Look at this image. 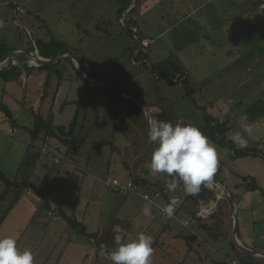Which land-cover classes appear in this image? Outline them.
<instances>
[{"label": "rangeland", "instance_id": "374dc122", "mask_svg": "<svg viewBox=\"0 0 264 264\" xmlns=\"http://www.w3.org/2000/svg\"><path fill=\"white\" fill-rule=\"evenodd\" d=\"M27 1L12 0L13 4L28 10L29 13H25L22 8L25 14L21 16H13L12 11L6 7L0 8V40H7L6 44L12 51L21 46L33 49L38 41L45 45L52 40L63 41L69 47H75L77 42L82 56L84 59L86 57L85 72L93 67L95 75L102 80L99 82L117 85V89L124 94L136 96L134 98L149 106L156 105V108L163 109L165 118L175 117V121L183 119L185 123L197 126L204 134L206 117L215 121L220 116L227 117L222 135L232 144L230 137L235 131L241 130V117L264 114V104L258 102L264 97V57L259 63L253 64L254 50L248 37L241 40L243 46L240 49L230 44L222 52L221 44L231 38L222 29V22L227 17L223 21L217 20L207 30L206 36L210 31L214 34L207 37L205 46L201 47L198 43L201 44L205 30L203 25L200 28L197 21L200 12L190 15L186 20L182 19L179 21L180 25H176L179 16L185 15L178 13L175 17L169 11L170 7L177 9L178 2L186 0H138L133 5L137 4L135 13L127 14L132 6L120 18L117 15L122 4L120 0ZM252 1L257 3L259 0ZM1 2L5 0H0ZM188 10L190 9L180 7L179 12L186 14ZM64 15L66 16L63 20ZM124 18L134 19V27L139 30L137 38L126 34ZM74 20L81 24V29H76ZM225 22L227 25L235 23ZM249 28L250 26L246 29L247 33ZM134 30L136 29L133 32ZM180 31L190 33L185 44L177 39ZM253 33L260 36L264 34V28L259 27ZM144 38L151 41L150 48H144L139 59H135L134 54L131 59L128 49H140V41ZM258 43L264 45V38ZM146 53L148 63L144 61ZM237 55L242 58V65H228V62H235ZM19 58L25 57L19 55ZM28 61L31 63V60ZM71 67L70 60L67 59L55 68L61 71L62 89L57 94L53 108V91L58 82L56 75L51 76L50 88L46 92L45 100L40 103L41 90L47 75L45 71L25 69L26 84L19 80L20 76L16 78L13 71L0 72V173L4 171L12 180L15 178L16 173L12 172L18 147L14 142L25 137L27 139L25 126L33 119L24 108H35L43 118H46L52 108V113H60L57 122L63 126L71 121L73 110L79 108V125L83 126L81 133L86 136V144L77 148L71 159H66V148L63 146L64 153L53 151L54 146L44 147L49 151L39 159L45 162L44 168H48L50 172L51 184L41 181L40 187L46 188L49 208L41 207L40 201L27 200L29 206L26 213L18 210V214L13 212L5 218L0 237L12 236L21 251L30 249L35 256V264H55L57 261L58 264H112L109 257L96 251V243L100 240L113 251L116 248V233L112 229L114 225H119L129 239H134L141 233L151 236L154 248L152 264H230L235 257L232 251L236 252L232 243L227 245L213 240L208 232L200 229L196 219L189 226H185L184 223L189 222L192 216L182 208V201L190 195L182 186L175 192H170L178 196L181 202L175 217L169 223L158 217V207L163 204L161 199L152 200L150 216L142 214L147 202L140 192L150 194L154 186L138 185L134 190L124 192H116L106 186L105 182L112 180H117L122 185L132 182L130 174L136 175L133 173L144 162L146 168L143 167L139 173L141 178H157L164 183L167 176L154 174L148 167L156 144L148 142L144 111L141 109L134 112L130 104L117 96L106 95L103 93L106 86L82 89V78L79 73L74 74ZM161 74L169 77L181 75V79L186 77V87L191 88L192 92L187 95L186 88L170 84L165 78L158 79L156 75ZM251 94L255 96L249 100ZM78 100H81L80 103ZM66 101L67 104L64 105ZM23 103L26 105L24 108ZM67 105L75 108H68L61 113V109ZM6 106L14 113L17 106L22 111L18 117L17 134L12 133L13 126L7 122L1 111ZM153 112L155 116V111ZM101 141H112L116 150L112 151L110 146L101 144ZM31 143L35 148L42 147L40 141L30 140ZM212 143L218 152V171L214 177L227 184H251L250 172H253L259 160L264 163V153H260L257 156L259 160H255L252 156H235L229 147ZM234 149L239 150L237 145ZM51 152L56 155L50 159L48 155ZM54 159L58 162L55 163ZM126 167H130L133 173ZM35 177H30L34 184L40 180ZM4 191L5 186L0 181V219L16 195L14 191H9L1 198ZM217 200L222 207L228 206L225 197L216 196L215 201ZM24 207L23 204L20 209ZM59 211L75 216L86 227L87 234L96 233L100 239L87 242L84 236L74 235L72 244L66 247L65 255L61 259L66 224L59 216ZM240 217L241 227L252 222L247 213H240ZM168 224L171 225L169 231L166 228ZM175 228L180 229L182 236L172 235L175 234ZM255 228H264V217L256 223ZM258 244L261 246L262 242L258 241ZM259 261L262 264V260Z\"/></svg>", "mask_w": 264, "mask_h": 264}, {"label": "crops", "instance_id": "0c3cea01", "mask_svg": "<svg viewBox=\"0 0 264 264\" xmlns=\"http://www.w3.org/2000/svg\"><path fill=\"white\" fill-rule=\"evenodd\" d=\"M5 2H9V3L13 4L12 0H5ZM5 2L0 3V8L6 7L12 11L10 6L5 5ZM263 3H264V0H259L257 3H255L252 0H201V2H198L196 0H186V1L178 2L177 9L175 7H170L169 11L175 17H177V15H179L178 13H182L183 15H185L182 17L179 16V19L176 18L177 19L176 25H180L179 21H181L182 19L186 20L187 18L190 17V15L200 12V16L198 17L197 21L200 23V28L203 25V28L205 30V34L202 37L203 43L202 42H201V44L198 43V45L201 47L205 46V43H206L205 40L207 39V37H211L214 34V32L210 31V33H208L206 36L207 30H209L210 27L215 25L217 20H218V22L223 21L222 19H225L227 17V19L224 20V22H222L223 26H224L222 29L224 31H226L228 33V37H231V38L228 42L224 41V44H221L223 47L222 52L227 47H229L230 44H232V45L236 46L238 49H240L243 46V44L241 43V40L248 37L250 40V46L254 50V56L252 57L253 58V64H257L260 61H262L261 59H262V57H264V45H261L258 43L259 40L262 39V37L264 38V34H261L259 36L257 33L255 34L253 32L256 31L259 27L264 28V9L260 8V5H262ZM180 7H185L186 9L188 8L190 10L186 11V14H185L184 12H179ZM22 8L25 10V13H29L28 10L25 9V7L22 6ZM25 13L13 15V16H21V15H24ZM12 14H13V12H12ZM65 16L66 15L62 16L63 20H64ZM225 21L235 22V23L232 25H227V24H225L226 23ZM73 23L75 24L76 29H78V30L81 29V24L78 21L74 20ZM248 26H250L249 33L246 32V29ZM134 29L137 30V33L139 32V30L137 28H134ZM189 35H190V33L188 31H180L177 35V39L180 43L185 44L186 41H188ZM191 38H194V37H189V39H191ZM209 39L210 38H208V40ZM257 39H258V42H256ZM143 40H146L149 44V46L145 49H149L151 41L149 39H145V38ZM143 40L141 39V41H143ZM235 40H237L238 42L234 43ZM0 41H4L5 43H7V40H0ZM253 41H254V43L251 44V42H253ZM78 46H79V44L76 42L75 47H73V45H71V48H75L76 54L78 56H80L82 59H84V57L82 56V53L80 52V48ZM33 49H34V52L39 55L36 47ZM139 50L140 49H137L135 51L134 56L137 54V52ZM19 51H29V49L23 48L21 46L20 48L14 49L12 51V53L19 52ZM140 51L142 53L143 50H140ZM31 52H33V51H31ZM11 54H10V56H11ZM250 55H252V51H250ZM147 56H148V53H146L144 61L148 63ZM132 58H133V56L131 57V59ZM85 59H86V57H85ZM241 59L242 58H240V56L237 55L234 63L228 62V61L227 62L229 63L228 65L236 64V67H240V65H242ZM26 61H27L26 58L20 59L19 56H17V62L14 66L15 67L19 66L21 63H24ZM179 76H181V75H178L177 77H179ZM156 77H158V75H156ZM177 77L174 76V78H177ZM26 78H27V76L25 75L24 70H22L19 80H21L22 82L25 83ZM184 79H187V78L185 77L183 79H180L179 81L181 82ZM173 80L174 79L171 78L172 82H173ZM173 83H175V82H173ZM177 85L180 86L179 84H177ZM61 89H62V87H60V89H59V94H60ZM254 96L255 95L251 94L248 97L249 100H251ZM73 101H69V102H73ZM258 102H261L264 104V97L262 99L258 100ZM22 105H23L22 106L23 108L26 107V105L24 103ZM17 107H18V109H16V113H14L13 111H11V109L8 108V106H6V108L9 109V111L11 112V114L13 115V118L15 120L16 125L12 128L13 134H17V132H18V129H17L18 128V119H19L18 117L22 112L20 110L19 106H17ZM68 108L74 109L75 107L73 105H67L64 108H62L60 112L63 113ZM24 109H26V108H24ZM161 111H163V109H161V108L155 109V118L156 119H159V113ZM74 112H75V109L73 110V115H74ZM59 114L56 115V113H53V125L54 126H63V125L59 124V122H57V117H59ZM244 116L247 117V121L241 120L242 123H240V126L243 124L251 125L253 128V131H252L251 135L245 134L246 139L248 140L247 147H245V148H240L239 146H237V147L239 150L240 149H250L252 151L259 153V155H260V153H264V114L252 115V116L244 115ZM173 118H175V117H173ZM220 119H223L225 121V123H227V121H228L227 117L220 116L219 118H217V120H220ZM6 120H7V118H6ZM7 122H8V120H7ZM32 123H33V119L30 123H28V126H25L27 129V135H26L27 139H26V137H25V139H23L21 137L23 140H17V142H14V144H16V146L18 147V150H16L17 157L15 158V161H14L15 167H14L13 172L11 171L12 173H17L16 169H17V167H19L20 163L22 162V160L24 158L25 149L28 145H30L31 139H30V136L28 135V129L32 126ZM69 123L66 124L64 127H67L69 125ZM241 131H242V129H241ZM58 144L59 143L56 141V139H51L48 142V147L54 146L53 151H56L58 153H62V152L64 153L65 149L60 144L59 145ZM48 151H47V153H48ZM144 152H146V150ZM50 154L48 155L49 158H50V156L56 155L55 152H53L54 155L52 154V152ZM242 157H245V156H242ZM252 157L255 158V160H259V159H257V156L256 157L252 156ZM44 165H45V162L39 159L37 164H36V168H35L34 172L32 173V176H31L32 178L35 175L37 178L40 179L39 182H36V184H34V182H31L35 186H40L41 181H42V183L45 182L48 185L51 184V183H49L50 172H49L48 168H46V167L44 168ZM140 165L141 166L139 167V170L135 173L132 172L130 167H128V168L130 169L131 173L137 175L141 172L143 167L146 166V163L144 162L143 164H140ZM136 167H137V164H136ZM1 172L5 178L12 180V178H9L8 176H6L4 171H1ZM38 172H40V174ZM250 174L252 175V177L250 178L251 184H249V185L246 183H244L242 185H240L239 183L233 184L232 182L227 184L225 181L224 182L222 181V183L227 187V189L229 190V192L231 193V195L235 201V206H236V210H237V219H238L237 240H238L239 244L242 245L243 247L249 249V250L259 251V252L264 253V234H263L264 228H255L256 223H258L264 217V163L259 160L256 167L254 168L253 172H250ZM15 175L16 174H14V177H15ZM147 180L155 182L159 179H157V178L153 179L152 178L151 180L150 179H147ZM45 189L46 188H43V190H45ZM29 199H34L36 201H40V196L31 189L24 190L21 193L19 199L16 201V203L12 206V208L10 209L8 214L5 216V218L9 214H12L13 212H16L18 214V210L26 213L27 206H29V203L27 202V200H29ZM200 202H202V201H200ZM200 202H199V205H200ZM204 203H211L213 206V210H212V214L207 219H202V221L197 220V223H198L200 229L208 232L209 233L208 236H210L215 241L219 240L222 243L227 244V245H231V243L233 244V240H232L233 213H232L228 203H227V205H228L227 207H225V206L222 207L221 205H219L218 200L217 201H205ZM23 204L25 205V207L23 209H20V207ZM218 206L220 207V210L217 209ZM198 209H199V206H198ZM240 213H247L248 216L250 217V221L252 220V222L250 224H245L242 227L239 226L240 218H241ZM31 217H33V215ZM5 218L0 225V229L2 228V226L5 222ZM242 219L244 220L243 217H242ZM166 228L168 229L167 231L171 230V225L168 224L166 226ZM172 235L173 236H182V233H181L180 229L175 228V234H172ZM228 237H230V242H228ZM97 238L100 239L99 236H97ZM258 241L262 242L263 246L262 245L260 246L258 244ZM71 244H69L67 246V248ZM233 246H234V244H233ZM67 248L64 250L61 259H63ZM232 252L235 255V257L233 259H237L238 255L243 256L237 250H236V252L235 251H232ZM253 258H255V260H257L258 262H260L259 260H262V264H264V259H261L259 257H253ZM84 260H85V258H84ZM200 261H201V258H200Z\"/></svg>", "mask_w": 264, "mask_h": 264}, {"label": "trees", "instance_id": "16d2710c", "mask_svg": "<svg viewBox=\"0 0 264 264\" xmlns=\"http://www.w3.org/2000/svg\"><path fill=\"white\" fill-rule=\"evenodd\" d=\"M121 1V7L117 11V15L119 18L121 15L125 12V10L130 6L133 0H120ZM136 3H138V0H136ZM137 9V4L133 6L130 11L127 13L128 15L131 13H135ZM126 14V15H127ZM123 25L126 27V34L128 36H134L133 29L134 27V19H126L124 18L123 20ZM132 26V27H131ZM131 27V28H129ZM137 34V33H136ZM135 34V36H136ZM137 38V37H136ZM35 47L38 50L39 56L44 59H55L57 57H60L64 54H70L76 59L80 60L83 65L86 67L87 62L82 59L80 56L76 54V49L69 47L65 42L63 41H57V40H52L51 43L45 45L42 41L35 42ZM127 50V49H125ZM130 52V56H133L135 50L134 48H129L128 49ZM137 50V49H136ZM29 51H33L32 48L29 49ZM12 53V50L10 47L7 46V44L4 41H0V62H3L6 58L10 56ZM141 56V51L139 50L137 54L135 55V59H139ZM139 61V60H138ZM71 63V71L74 74L78 75V71L72 61ZM60 63L57 64H52V65H39L37 67L34 66H29L27 63H21L19 66H12L11 68L8 69L9 71L15 72V77L18 78L21 76L22 70L27 69L28 71H33L34 68L39 71H45L47 73L45 81H44V88L41 90V97H40V103H43L46 97V92L50 88V79L51 76L54 74L58 77V82L56 84V87L54 88L53 91V97H52V108L54 105V102L56 100L57 94L60 89V83L62 81V74L61 71L55 69L56 66H58ZM36 65V64H35ZM88 72H86L87 77L90 80L94 81H102L97 75L94 73L93 67H89L86 69ZM65 71V70H64ZM1 72V71H0ZM5 72V71H4ZM158 79L165 78L168 83L173 84L171 81V78L174 79V76L169 77L168 75L161 74L158 75ZM181 79V76H179V80ZM177 81V83L179 82ZM82 89H89L87 84L82 80ZM176 83V84H177ZM187 79H184L183 81L180 82V87H184L187 90V95H190L192 92L191 88L186 87ZM175 84V83H174ZM116 88L117 85H116ZM108 96L116 97L115 92L112 88L106 87V90L103 91ZM132 97H136L133 95H129ZM81 100H78L80 103ZM76 103V102H75ZM120 103L123 104V102L120 101ZM67 104V102L64 103V105ZM155 105H150L152 108ZM52 108H50L48 114L46 115V118H43L40 114L39 111H37L33 107H28L26 110L30 112V114L33 117V123L32 126L28 129V134L30 136V139L32 142L40 141L42 144L41 148H35L34 145L30 144L27 146L26 153L24 155V158L22 162L20 163L16 176L13 180H9L4 177L2 173H0V180L5 186L4 193L2 194L1 198H3L7 192L9 191H14L15 192V197L13 198V202L11 206L4 212L0 219V225L3 222L5 216L8 214L12 206L16 203V201L19 199L21 193L26 190V189H31L34 192H36L40 196V206L43 208H49V203L47 201V195L45 190H43L42 187L40 186H35L34 184L31 183L30 177L32 176V173L34 172L36 168V164L42 155L41 149L46 147L48 145L49 140L51 139H56V141L63 147L66 148L65 156L66 159H71L75 154L77 148L84 146L86 144V136L82 135V130L83 126L79 125V108L75 109L74 115L67 127L64 126H54L53 125V113H52ZM131 108L133 109L134 112H139L141 109L137 106L131 105ZM154 111L156 109V106L152 108ZM2 113L4 114L5 118H7L8 122L10 125L13 127L16 125L15 120L13 118V115L11 112L6 108L2 107L1 108ZM164 111H161L159 113V120L165 121V122H171L175 124L178 120L175 121L173 117L170 118H165L163 115ZM129 116V115H128ZM225 121L223 123H219V120H213L210 117H206V129H205V135L216 145L221 146V147H229L233 154L235 156H258L259 153L252 151L250 149H240V150H235L233 144L229 141L224 139V136L222 135L224 132L225 128ZM78 128V129H77ZM103 145H108L110 148L113 150H116L112 141H101L100 142ZM46 149V148H45ZM126 169L129 170L128 167ZM218 171V170H217ZM217 171L215 174H217ZM147 173V171H144ZM143 172V173H144ZM130 177L132 178V181L136 185L140 186H154L155 188H164L166 185V182L168 181L169 177H166V181L164 183H161L159 180L152 182L149 180H146L144 178H141L140 175H132L130 174ZM160 182V183H159ZM216 200V194L211 191L210 189L204 187L203 185L201 186V190L199 193L195 195H188L184 198L182 201V208L187 210L191 216H194L195 213L198 211V206L199 202H205V201H215ZM220 210V207L218 206L217 208ZM59 216H61L66 224L64 230H63V235L65 236V241H64V247L63 251L65 248L72 242V237L74 235H82L87 239V242L91 239H96L97 234L96 233H90L87 234L86 232V227L79 222L75 216H69L66 215L64 212L59 211ZM202 221V219H196V221ZM96 251L102 252L103 255L106 257H109V253L112 251L108 247H106L100 240L99 242L96 243ZM62 254V253H61ZM60 254V255H61ZM59 255V256H60ZM60 258V257H59ZM238 261L244 263V264H261L255 258L253 257H245V256H237ZM55 264H58L55 262Z\"/></svg>", "mask_w": 264, "mask_h": 264}, {"label": "clouds", "instance_id": "9594fccd", "mask_svg": "<svg viewBox=\"0 0 264 264\" xmlns=\"http://www.w3.org/2000/svg\"><path fill=\"white\" fill-rule=\"evenodd\" d=\"M241 119L247 121L246 116ZM241 129L242 131H235L230 139L233 144L245 148L248 144L245 134L251 135L253 128L243 124ZM148 142L156 144L148 167L154 174L169 177L165 185L168 192H175L182 186L187 194L195 195L200 192L202 185L212 180L217 171L216 146L197 126L185 123L183 119L173 124L151 118ZM143 199L147 203L142 214L150 216L152 201L147 195ZM175 211V199L162 208L169 219L174 217ZM112 230L116 233V248L109 253L112 264H152L154 248L151 236L141 233L138 237L129 239L119 225H114ZM0 264H35V256L30 249L21 251L14 237L4 236L0 237Z\"/></svg>", "mask_w": 264, "mask_h": 264}, {"label": "water", "instance_id": "95a60500", "mask_svg": "<svg viewBox=\"0 0 264 264\" xmlns=\"http://www.w3.org/2000/svg\"><path fill=\"white\" fill-rule=\"evenodd\" d=\"M135 1L136 0L132 1V3L129 6L130 8L134 5ZM19 55H23L27 61L30 59H33L34 61H36L38 63V65L57 64V63H60L64 60H67V59L73 61L76 69L78 70V73L80 74V77L87 84V86L89 88H97L99 86H106V87L112 88L115 92V95L120 100L124 101L125 103H128V104L133 105V106H137L140 109H142L145 113V116H146V126H147V133H148V131H149V120L151 118H155L152 108L149 105L141 102L138 98L130 97V96L124 94L123 92L119 91L115 85H110V84H107L104 82H97L94 80H90L86 75L83 63L80 60L73 57L72 55L65 54V55H62V56L57 57L55 59H44V58H41L35 52H29V51L14 52L11 54V56L6 58L3 62H0V71L8 70L12 66H14L17 62V56H19ZM215 183L218 184L219 186H221L222 189H220V190L217 189L214 186ZM203 186L210 189L211 191H213L215 194H217V196L221 195V196L225 197V199H226V201H227V203H228V205H229V207L233 213L232 240H233V244H234L235 249L241 255H243L245 257H259L261 259H264V253L259 252V251L249 250V249H247V248H245L239 244V242L237 240V210H236V206H235V201H234L231 193L227 189V187L222 182L217 180L215 177H212L211 183L208 182V183L204 184Z\"/></svg>", "mask_w": 264, "mask_h": 264}, {"label": "built area", "instance_id": "2783aa9c", "mask_svg": "<svg viewBox=\"0 0 264 264\" xmlns=\"http://www.w3.org/2000/svg\"><path fill=\"white\" fill-rule=\"evenodd\" d=\"M6 6H10L13 12V15H18V14H23L24 10L19 7L16 4H12L9 2H5ZM261 9H264V3L262 5H260ZM136 33V30H134ZM149 46L148 42L146 40L140 41V48L144 49L147 48ZM29 66H34L37 67V65H34L32 63H30L29 61L26 62ZM179 80V77L174 78L173 82L177 83V81ZM180 85V81L177 83ZM223 120H220V122H222ZM47 149L43 148L41 150L42 155L46 154ZM52 157V156H50ZM54 162L57 163L58 160L54 159ZM106 186L111 187L114 191L116 192H124V191H128V190H134L135 187H138V185L134 184V182H128L124 185H122L121 183H119V181L117 180H112V181H106L105 182ZM140 187V186H139ZM140 195L142 196V198L147 195L149 197V199L152 201L153 199H161L163 201L162 205H159L158 207V217L160 218V220H162L163 222L169 223L174 217L175 214L177 212V208H178V204L181 202L180 198L178 196H176L175 194H171L170 192L166 191V188H154L153 191L150 192V194H146L144 192H140ZM175 199V207H176V211L174 213V217L169 219L163 212H162V208L165 207L171 200ZM212 210H213V206L211 203H204V202H200L199 205V209L198 211L195 213L194 216H192V219L189 222H185V226H189L190 222H193L195 219H207L211 214H212ZM233 262H235V264H244L238 260H232L230 264H233Z\"/></svg>", "mask_w": 264, "mask_h": 264}, {"label": "bare ground", "instance_id": "6f19581e", "mask_svg": "<svg viewBox=\"0 0 264 264\" xmlns=\"http://www.w3.org/2000/svg\"><path fill=\"white\" fill-rule=\"evenodd\" d=\"M31 60V62L33 63V64H36V62L33 60V59H30ZM35 62V63H34ZM220 120H223V119H220ZM220 120H219V123L221 124V123H223L224 122V120L222 121V122H220ZM212 182V180L210 181V183ZM214 185V184H213ZM217 189H222L221 188V186H219L218 184H216L215 183V185H214ZM234 260H236V259H234Z\"/></svg>", "mask_w": 264, "mask_h": 264}]
</instances>
